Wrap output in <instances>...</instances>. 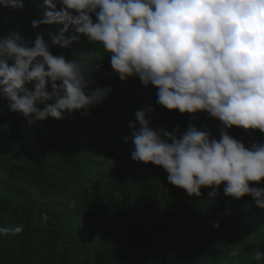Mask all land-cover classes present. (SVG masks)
Returning <instances> with one entry per match:
<instances>
[{"label": "clouds", "instance_id": "1", "mask_svg": "<svg viewBox=\"0 0 264 264\" xmlns=\"http://www.w3.org/2000/svg\"><path fill=\"white\" fill-rule=\"evenodd\" d=\"M22 10L24 0H0ZM34 43L19 33L0 39V98L31 127L48 118L63 120L102 104L112 88L96 85L93 52L54 55L42 26L57 25L52 45L69 48L81 37L107 53L121 81L138 77L154 86L156 103L181 114L206 112L219 120V138L205 126L154 130L146 110L129 121L131 158L162 167L171 185L200 197L255 198L264 209V143L233 138V126L264 133V0H43ZM67 34V35H66ZM96 51V50H95ZM93 85H95L93 87ZM213 227L219 229L216 222ZM22 226L0 227L18 234ZM235 256V251L231 252ZM256 264L264 253L255 252Z\"/></svg>", "mask_w": 264, "mask_h": 264}, {"label": "trees", "instance_id": "2", "mask_svg": "<svg viewBox=\"0 0 264 264\" xmlns=\"http://www.w3.org/2000/svg\"><path fill=\"white\" fill-rule=\"evenodd\" d=\"M24 4L22 10L0 6V39L19 33L34 43L41 28H32L31 21L42 16L43 0ZM58 27L42 26L51 52L71 58L94 51L99 68L93 78L112 93L90 107L88 116L76 112L31 127L0 98V145L28 156L23 163L4 162L12 183L11 191L0 196V227L22 226L23 231L0 234V264H256L255 252L264 253V209L255 198L227 197L223 185L214 199L209 188L189 197L168 182L162 167L134 161V145L126 141L129 121L149 106L154 110L146 111V119L154 130L184 131L191 122L219 138L221 122L206 112L194 119L158 105L154 86L144 87L138 77L121 81L110 57L102 58L99 46L86 37L69 48L52 45L50 34ZM227 131L246 146L264 143L258 130L233 126ZM107 163L112 170L102 181L96 175ZM24 185H32L42 198L30 195ZM61 198L81 213L79 223L62 208ZM216 222L219 229L213 227Z\"/></svg>", "mask_w": 264, "mask_h": 264}, {"label": "rangeland", "instance_id": "3", "mask_svg": "<svg viewBox=\"0 0 264 264\" xmlns=\"http://www.w3.org/2000/svg\"><path fill=\"white\" fill-rule=\"evenodd\" d=\"M87 50V49H86ZM92 52V51H89ZM88 53V52H87ZM94 54V53H93ZM96 56V54H94ZM102 58H109L108 54L102 51V55H100ZM40 139V137H37V139ZM36 139V140H37ZM39 141V140H37ZM6 144L0 145V158L2 159L0 162V196H3L11 191L10 183H12L8 177L6 170L4 169V162L5 164L10 163H23L26 160L27 154L20 152L19 149H15L12 152L7 151L5 148ZM28 158V156H27ZM131 159V158H130ZM136 169L137 172L141 175L145 173V170L141 167L140 164L136 163ZM112 164L107 163L101 166L97 172L96 177L102 176V181L105 179V175L112 170ZM96 179V178H95ZM92 180V179H91ZM24 187H27L29 191H27L30 195L34 196L35 198H42V195L39 191H37L32 185H24ZM62 202V208L66 210V213L69 215L70 219L74 223H79L81 220V213L77 210L73 209V205L71 202L67 201L65 198H61L59 200Z\"/></svg>", "mask_w": 264, "mask_h": 264}]
</instances>
